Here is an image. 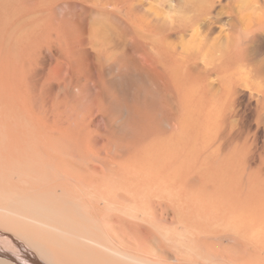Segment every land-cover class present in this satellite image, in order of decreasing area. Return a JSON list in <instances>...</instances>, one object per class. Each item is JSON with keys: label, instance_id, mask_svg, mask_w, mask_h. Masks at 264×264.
Listing matches in <instances>:
<instances>
[{"label": "bare ground", "instance_id": "6f19581e", "mask_svg": "<svg viewBox=\"0 0 264 264\" xmlns=\"http://www.w3.org/2000/svg\"><path fill=\"white\" fill-rule=\"evenodd\" d=\"M224 1L0 0V264H264V0Z\"/></svg>", "mask_w": 264, "mask_h": 264}, {"label": "rangeland", "instance_id": "374dc122", "mask_svg": "<svg viewBox=\"0 0 264 264\" xmlns=\"http://www.w3.org/2000/svg\"><path fill=\"white\" fill-rule=\"evenodd\" d=\"M192 1V0H191ZM202 1V0H201ZM230 1V3H228ZM262 0H225L226 4V10H230L232 7V10L234 13H238L239 15H249L254 11V6L257 2ZM244 242V243H243ZM249 241L242 240V242H235L228 239H224L222 241H218V247H221L223 250H225L226 254L230 251L232 252L233 249L237 250H250L251 248L248 247L246 244H248ZM250 244V243H249ZM247 247H246V246Z\"/></svg>", "mask_w": 264, "mask_h": 264}]
</instances>
